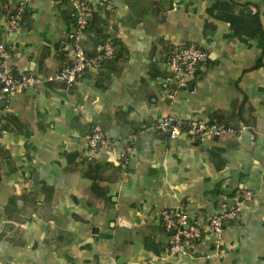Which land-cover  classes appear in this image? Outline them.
Returning <instances> with one entry per match:
<instances>
[{"label": "crops", "instance_id": "0c3cea01", "mask_svg": "<svg viewBox=\"0 0 264 264\" xmlns=\"http://www.w3.org/2000/svg\"><path fill=\"white\" fill-rule=\"evenodd\" d=\"M81 1L116 41L117 60L70 89L43 83L8 104L0 89V264H264V0ZM14 5L0 0L12 74L70 64L74 6L30 0L8 36ZM81 46L90 53L92 35ZM189 46L207 59L176 89L165 59ZM167 116L251 129L171 139L156 129ZM95 127L106 144L89 159ZM243 190L253 199L224 227L218 254L207 233L190 256H168L163 211L204 227Z\"/></svg>", "mask_w": 264, "mask_h": 264}, {"label": "built area", "instance_id": "2783aa9c", "mask_svg": "<svg viewBox=\"0 0 264 264\" xmlns=\"http://www.w3.org/2000/svg\"><path fill=\"white\" fill-rule=\"evenodd\" d=\"M75 8V27L69 35L71 44L72 61L58 72L46 77L21 76L15 77L8 65L9 52L3 43H0V89L8 104L14 93L28 90L43 83H62L66 89H70L77 79L89 69H97L104 60L111 59L114 55V46L106 41L100 46L94 58L87 57L81 46L86 21L90 18V12L85 7L86 2L77 3L68 0ZM30 0H15L13 12L6 20V34L11 36L17 30ZM99 6L108 4V0H98ZM207 59V54L195 47H176L166 57L165 64L169 69L176 89H187L197 79L199 66ZM156 129L161 132H169L171 139H178L182 135L196 137H223L225 135H241L249 133L250 127L240 125L237 129L227 128L211 124L201 119L182 121L171 117H163ZM99 127H95L88 139V158L92 159L99 148L105 145ZM253 195L248 190H243L233 196L229 205L222 212L205 218L204 227L194 223L185 211H163L160 215L161 222L166 231L170 233L168 239V256L188 257L191 254L192 245L200 241L204 234L214 235L215 253L221 246L223 229L227 224L234 223L244 205L250 203Z\"/></svg>", "mask_w": 264, "mask_h": 264}, {"label": "trees", "instance_id": "16d2710c", "mask_svg": "<svg viewBox=\"0 0 264 264\" xmlns=\"http://www.w3.org/2000/svg\"><path fill=\"white\" fill-rule=\"evenodd\" d=\"M62 1L65 4L69 3V4L72 5V3L70 1H68V0H62ZM74 1H76L77 3H79L81 0H74ZM106 7L107 6L105 5L103 8H106ZM85 9L88 12H90V18L86 21L84 33L85 34H88V35H92V45H93V47H92V51L90 53L87 52L84 49H83V51H84V53L86 54L87 57L94 58L97 55V53H98L97 49L100 46H102L106 41H109L114 46V49H115L114 55H113V57L111 59L102 61L100 63V66L99 67L108 66V65L112 66L116 62V60H117V56L116 55H118V53H119L117 51V49H116V41H114L112 35L109 32H107V31L104 30V23L98 17L99 14L96 11H90L89 8H88V5L85 7ZM75 14H76V11H75V8H74L73 9V12H72V16H71V21L73 23V28L75 27V20H76ZM254 32H255V30H254ZM211 124H213V123H211ZM225 127L237 129L239 126L238 127L225 126ZM186 136L196 137V136L189 135V134L186 135ZM230 224H232V223H230ZM227 225H229V224H227ZM163 226H164V228L166 230V227H165L164 224H163Z\"/></svg>", "mask_w": 264, "mask_h": 264}, {"label": "water", "instance_id": "95a60500", "mask_svg": "<svg viewBox=\"0 0 264 264\" xmlns=\"http://www.w3.org/2000/svg\"><path fill=\"white\" fill-rule=\"evenodd\" d=\"M190 86H191V85H190ZM165 134H166L167 136H169L170 133H169V132H166ZM247 138H250V136H249V135H244V139H247Z\"/></svg>", "mask_w": 264, "mask_h": 264}]
</instances>
